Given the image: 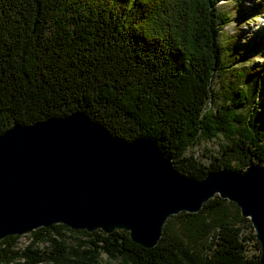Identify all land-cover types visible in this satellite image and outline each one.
<instances>
[{"label":"trees","instance_id":"trees-1","mask_svg":"<svg viewBox=\"0 0 264 264\" xmlns=\"http://www.w3.org/2000/svg\"><path fill=\"white\" fill-rule=\"evenodd\" d=\"M222 1L0 0V135L82 112L112 136L157 142L189 178L264 164V108L240 122L235 112L249 95L232 88L228 105L207 110L217 98L216 74L229 68L218 43ZM242 124L248 142L233 141L209 166L186 155L201 139ZM253 230L234 203L216 197L198 214L171 217L151 249L126 231L53 225L32 231L24 247L21 236L0 240V264H99L101 254L114 264H261V255H248ZM66 233L87 240L73 247Z\"/></svg>","mask_w":264,"mask_h":264},{"label":"water","instance_id":"water-1","mask_svg":"<svg viewBox=\"0 0 264 264\" xmlns=\"http://www.w3.org/2000/svg\"><path fill=\"white\" fill-rule=\"evenodd\" d=\"M216 197L250 220L264 264V164L220 170L203 180L178 172L157 142L112 136L82 112L0 135V240L39 228L126 231L156 247L166 223L198 214Z\"/></svg>","mask_w":264,"mask_h":264},{"label":"rangeland","instance_id":"rangeland-1","mask_svg":"<svg viewBox=\"0 0 264 264\" xmlns=\"http://www.w3.org/2000/svg\"><path fill=\"white\" fill-rule=\"evenodd\" d=\"M217 13L221 17L218 43L223 50L224 65L229 68L216 74L213 89L217 98L208 103L207 110L215 112L222 105H228L232 88L243 89L248 93L249 101L245 108L236 110L235 116H241L243 120L240 122L247 124L251 117L264 108V76L258 74V70L264 64V6L260 5V0H225L217 5ZM223 113L226 115L227 111ZM228 117L230 118V114ZM244 124L239 125V128L237 127L230 135L221 133L212 139H201L186 155H193L200 164L209 166L216 162V159H221L224 149L232 146L233 141L248 142L250 137L241 134ZM233 164L243 166L237 161ZM246 233L249 234L250 231ZM66 237H69L68 243L73 247H76L78 240H87L83 236L69 233H66ZM31 240L30 233L25 234L19 239L18 246L24 247ZM256 242V240L248 242L250 257L261 255V248ZM46 245L37 246L45 251ZM83 249L88 247L84 246ZM99 264L114 262L101 254Z\"/></svg>","mask_w":264,"mask_h":264}]
</instances>
